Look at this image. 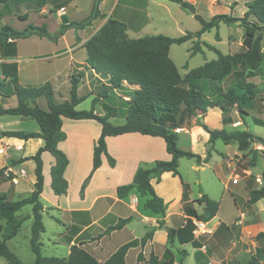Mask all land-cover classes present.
<instances>
[{"label":"crops","instance_id":"0c3cea01","mask_svg":"<svg viewBox=\"0 0 264 264\" xmlns=\"http://www.w3.org/2000/svg\"><path fill=\"white\" fill-rule=\"evenodd\" d=\"M186 1L195 6L199 15H201L202 11L206 10L212 16L217 13L242 18L248 9L247 4L253 0H225L227 3H223V9L218 10V12H215V9L219 4V0ZM93 2L94 0H7L5 3H0V26H10L19 32L24 31L30 25L34 27H46L49 35V38H40L34 35L28 39L16 40L14 47H0V108L10 109L17 106L14 88L9 82L10 78H4L2 64H6L7 67L12 64L16 65L18 84L22 87H38L50 82L57 102L56 94L60 93V90L63 88L66 89L63 102L70 99L71 76L83 73L84 76L78 88V96L84 100L86 97H94L95 106L97 102L103 100L98 98L100 94L99 90L103 86L108 87L109 80L107 77L96 73L88 65L85 49L87 41L95 36L110 19L125 23L127 35L130 39L163 35L161 32L165 31L168 23L166 15H173L174 11L182 9L180 5L168 0H102L100 11L104 16L103 18L95 20L91 26L85 29H63L64 25L72 22H81L87 18L92 11ZM104 5L108 6L107 10H104ZM176 8L179 9L176 10ZM62 9H65V11H62ZM241 15L243 16L241 17ZM52 20H55L53 22L55 32L60 31L62 33L57 39H52L51 36L50 23ZM171 21L175 22L174 17H171ZM14 23H19V26H16ZM151 31H155L154 33L156 34H151ZM70 33L75 34V39H68ZM187 33L189 32H184L182 36ZM242 46L243 41L240 43V48L237 52L242 49ZM202 49L203 53H198L205 57L202 65L217 58H206L208 50L204 46ZM195 56H191L189 53L190 59ZM186 64H188V69L185 68ZM186 64L183 66L185 74L182 75L180 73L182 77L189 70L194 69L189 63ZM5 70L8 73L11 69L5 68ZM258 77L256 70V75L248 79V81L253 82L258 87L259 83L255 81ZM40 79L43 82H39ZM235 81L236 79L233 76L224 79L221 84L223 91H227ZM207 84L204 81L203 87H206ZM132 89V87L125 86V90ZM218 93L219 91L216 94L218 95ZM40 99H38L37 103L43 107ZM10 101H14L15 104H9ZM234 108L236 107L231 108L230 112L223 111L220 107L212 108L206 114L200 113L189 122L180 126L178 129H181V131L177 134V137L183 134L187 136L184 145L189 148H182L179 144L181 143L180 138L177 142L178 147L182 150L184 149V151L199 155L204 159L206 157L204 153L197 154L193 149L200 141L209 143L210 135L199 126L198 121L207 125L212 130L225 129L229 133L235 132L231 130L234 122L232 121V117L229 116ZM95 109L97 115H106L108 112L106 108H104V111V109H97L95 106ZM234 113L238 115V110H235ZM213 115L217 119L216 124H210L209 122ZM4 116L1 115L0 120ZM15 117H19L21 123L24 119L34 120L21 116ZM65 119L68 121H64ZM98 124L95 120L62 119V130L65 131V127L67 126V132L65 131L67 138L59 144V147L62 146L60 147L61 150L69 159V165L64 173L68 189L67 193L61 196H57L53 192L55 198L50 200V209L58 211L61 214L63 220H58V222L64 226L65 232L58 239L51 242V245L48 247L51 251L58 250L63 246L65 251L63 257H67L72 246L81 245L103 264L120 247L139 241L136 246L128 250L126 264H149L151 256H156L160 262H164L168 260L167 255L169 253L173 255V264H245L239 257L244 252L243 242L246 238L251 239L250 247L255 249L251 257L256 254L258 248H264V242L259 244L255 240L259 233H264V228L258 223L261 219L255 214V211L249 210L248 216H244L242 220L235 224H229L226 219L220 217L219 212L216 217L205 223L193 217V211L199 215L203 213L205 204H201L198 201L203 195L207 194L201 191L196 199H192L189 184L181 180L182 178H179L182 185L181 198L175 203H166L168 208L164 216L145 209V203L149 199V196H140L136 191L130 192L124 198L118 196V188L123 186L124 183L125 185L132 183L139 168H151L157 161H170L172 159V156L167 152L166 143L161 137L139 133L107 137V152L115 160V166L112 167L107 158L103 156L102 165L93 172L83 201L79 202L76 200L75 196L71 195V188L73 182L77 181L79 183L80 181L81 183L92 173L94 146L102 132V126ZM6 127L0 122V170H4V180L0 182V193H4L11 201H18L29 196L33 192L36 183V163L31 168V172L33 171L34 173V180L30 184L27 180L29 172L24 168L29 162H25L27 158L21 152L32 144L33 141H36L33 151L38 152L45 145V141L42 138H32L25 141L19 138L1 136V133L6 131L40 133V127L39 131L34 132L26 129L11 130ZM229 144L237 143L232 141ZM235 154L236 152L234 151L233 156ZM90 160H92V166L86 170ZM227 161L229 163L228 168L231 169V174L233 175V171H237V167H232L233 162L231 159L227 158ZM106 162L108 165H106ZM53 164L54 158L52 162H49V171ZM204 164L207 163H199V165ZM201 167L203 168V166ZM45 169V163L42 160L44 186L46 182ZM21 171H24V174H21ZM250 177L255 182L254 177ZM15 178L17 179V183L13 182ZM182 181L188 185L185 197ZM253 181L250 179L246 184L248 193L251 189H257L254 188ZM154 182L159 183L160 181L153 180L152 185ZM239 184L233 185L238 186ZM24 185L30 186V190H27ZM228 188L229 186L226 185V189ZM88 192L89 194H93L91 200L87 199L89 198L87 197ZM23 194L24 196H22ZM139 197L145 200L141 202ZM42 198L43 192L40 196V202ZM254 205H251V207ZM44 211L45 206H43L42 217ZM16 217L18 218L17 213ZM26 218H32V214ZM23 219L21 217L19 220L22 221ZM120 220H126L127 222L121 229L108 232V229L117 225ZM188 221H192L195 226L193 232L195 244L193 242L182 244L177 236L170 241L168 233H162V228L165 227L174 230L183 229ZM160 222H163L165 227H161ZM204 226H206V230L203 231L204 235H201L199 229H202ZM148 234L151 236H149L147 241L141 242ZM246 251L252 252L251 249Z\"/></svg>","mask_w":264,"mask_h":264},{"label":"trees","instance_id":"16d2710c","mask_svg":"<svg viewBox=\"0 0 264 264\" xmlns=\"http://www.w3.org/2000/svg\"><path fill=\"white\" fill-rule=\"evenodd\" d=\"M7 0H0L5 3ZM41 1V0H40ZM180 5V7L193 15L201 28L195 33L171 38L165 35L145 36L139 39H130L127 35L125 23L108 20L99 32L87 41L85 49L87 52V63L96 73L105 76L109 80V86L104 87L99 99L109 98V93L125 90V86L132 87L130 93L123 99L121 111L125 123L120 126L112 125L109 120L117 116L116 109L107 112L106 115H97L94 106L89 111H78L76 109L84 99L78 96V88L83 78V73L72 75L70 79V99L58 103L54 97V90L50 82L38 87H22L18 84L17 67L12 64L7 67L2 64L4 78H10L17 97V106L10 109L0 108L1 115L21 116L34 119L39 127L40 133H25L22 131L2 132L3 137H14L25 141L32 138H42L45 145L32 157L36 163V183L34 190L29 196L18 201H11L4 193H0V258L9 264H24L9 248L8 241L17 236L22 221L18 220L16 213L26 206H32V227L30 248L35 255L32 264H102L81 245H74L67 257H47L42 254L41 236L45 232L42 211L43 206L40 196L43 192L44 177L42 174L43 152H48L54 158L51 167V188L55 195L61 196L67 193L68 183L64 173L69 165L66 154L59 149V144L66 140V134L62 130V119L71 120H95L102 126L100 138L94 146L93 171L102 165V157L105 156L109 164L114 167L115 160L108 154L106 138L120 136L128 133H139L154 137H161L166 143L167 152L172 156L170 161H157L151 168L141 167L137 170L133 182L118 188V196L126 197L130 192L136 191L140 196H149L145 203V209L154 213L165 215L167 204L155 193L152 181L159 182L165 173H171L181 179L179 172V160L182 158L196 159L198 163H208L211 153L208 152L202 159L199 155L184 151L178 147V137L174 132L180 126L189 122L198 114H206L209 109L220 107L223 111H229L236 107L239 113L248 114L245 109L252 108L256 100L264 102V97H259L257 86L248 79L256 75V70L261 66L264 59L262 49L263 37L258 34L264 31V0H253L247 4V11L242 18H236L227 14H218L210 20L204 19L196 11L193 4L186 0H168ZM102 0H94L90 15L81 22H72L64 25L63 29H85L92 23L103 18L100 11ZM241 22L244 27L243 46L239 52L224 54L217 47L208 42L200 41L206 32L215 29L216 41H221L218 29L221 24L232 25ZM49 38L46 27L28 26L19 32L10 26H0V47L15 46V41L28 39L32 36ZM11 40V42H10ZM192 41L193 46L190 55L195 56L203 53L201 45L216 55V59L202 66L191 69L182 77L176 64L170 58V49L173 45H181ZM6 69H11L6 72ZM188 69V64L185 65ZM229 76L235 77V83L223 91L221 84ZM208 84L203 87V82ZM219 91L218 95L216 94ZM46 100L47 108L44 109L37 103L38 99ZM98 99V100H99ZM257 125H263L262 121L255 120ZM209 135V143L214 144L220 140L225 144L235 141L239 150H247L251 143L258 140L264 145V138L256 137L248 131L227 132L225 129H210L207 125L198 121ZM257 163L254 157L251 165ZM4 170H0V182L4 180ZM182 180V179H181ZM184 197L188 185L182 181ZM264 198V181L258 189L249 191L248 204L254 205ZM205 204L202 214L192 212V216L200 222H209L217 216L220 204L203 195L199 201ZM5 220V223L3 222ZM126 220H120L108 232L121 229ZM161 227H165L160 222ZM170 241L176 236L180 243L193 242L195 229L192 221L180 230L165 227ZM188 235V236H187ZM151 236L146 235L141 242H146ZM255 240L261 244L264 242V233H259ZM139 241L131 242L120 247L103 264H126L128 250L136 246ZM184 252V251H183ZM185 253V252H184ZM264 248H259L247 264H262ZM167 261L160 262L158 257L151 256L149 264H173V255H167Z\"/></svg>","mask_w":264,"mask_h":264},{"label":"rangeland","instance_id":"374dc122","mask_svg":"<svg viewBox=\"0 0 264 264\" xmlns=\"http://www.w3.org/2000/svg\"><path fill=\"white\" fill-rule=\"evenodd\" d=\"M165 1V0H164ZM249 1V0H246ZM219 4L215 9V12L223 9V3H227L225 0H219ZM231 2V1H229ZM233 3V2H232ZM179 7V6H177ZM233 7V5H232ZM104 10L108 9V6H103ZM179 8H176V10ZM215 15H218L215 13ZM214 15V16H215ZM201 16L210 20L213 16L210 15L209 11H202ZM243 15H241L242 17ZM167 25L165 31L161 32L163 35L177 38L182 36L184 32H193L200 29V23L195 20V18L185 10L179 9L173 12V15H166ZM171 17H174L175 22L171 21ZM52 20L50 23V32H52V37L56 34L60 33V31H56L54 29V22ZM16 26H19V23H14ZM49 24V23H47ZM244 27L241 22H236L231 26L221 24L218 33L221 39V42L216 41L215 34L216 30L213 29L209 33H205L201 36L200 41H208L212 45H215L220 51L223 53H234L239 50L240 43L243 41L244 35ZM152 32V31H151ZM153 31L151 34H156ZM258 34H261L263 37L262 49L264 52V31H259ZM69 40L75 39V34L70 33L68 36ZM193 46V42H186L181 45H173L171 47L170 58L174 61L176 66L178 67L180 73L182 75L185 74L184 65L189 63V65L193 68L201 66L204 61V55L198 54L192 59L189 57L190 50ZM203 47V45H201ZM206 58H216V55L213 52L207 51ZM258 78L255 80L259 83L257 87V91L259 97H264V59L261 66L257 70ZM254 80V79H253ZM39 82H43L42 79ZM99 90L101 91L104 88ZM66 89L60 90V93L56 94V99L58 102H63V96H65ZM130 93L129 90H121L118 92L109 93V98H103L102 101L97 102L95 105L97 109L106 108L108 111L112 109H116L117 116L110 118L109 122L114 126H120L125 123V119L122 115L124 113L121 111L123 108V99L128 100L125 96ZM99 98V97H98ZM41 103L44 108H47L46 100L41 98ZM94 97H86L84 102L77 107L78 111H89L93 106ZM43 101V102H42ZM9 104H15V102H11ZM42 107V108H43ZM236 108L231 111L229 116L232 117L233 126L231 130L233 131H244L247 130L250 133L254 134L256 137L264 138V102L256 100L254 106L252 108H246L245 111L248 114H242L238 112V115L235 114ZM105 111V109H104ZM230 112V110H229ZM19 117H15L12 115H5L1 118L0 122L7 126L6 128H10L11 130H21L26 129L28 131H39V126L34 120L24 119L22 123L19 120ZM254 120L262 121L263 125H257ZM19 121V122H16ZM68 121V120H64ZM210 124H216L217 119L213 115L210 118ZM99 125V124H98ZM66 132H67V126ZM64 131V132H65ZM65 132V134H66ZM180 138L181 143H179L182 148H189L184 145V141L187 138L184 134L178 136ZM236 143V142H235ZM36 146V141H33L21 154L26 156L25 162H29L28 165L24 166V168L29 172L27 180L31 184L34 180V173L31 172L32 165H35L34 160H32L31 156H35L37 151H33ZM62 147V146H60ZM59 149L61 150V148ZM183 149V150H184ZM190 150V149H186ZM62 151V150H61ZM193 151L197 154H205L208 152L211 153V158L209 162L204 165H199L196 159H188L182 158L179 161V172L182 180L189 184V191L191 192V198L196 199L200 192L203 191L206 193L211 199L220 203V217L226 219L229 224H235L242 220L245 216H248L249 210L255 211V214L261 219L258 223L262 228H264V198L261 199L256 205L250 206L248 204V189L246 184L253 178L245 176L243 171H248L252 169L251 176L254 177H264V145L260 143L258 140L251 143L250 147L247 150L241 151L239 150L238 144H225L224 142L218 140L214 144L205 143L204 141H200L194 147ZM236 154L233 156V152ZM256 158L257 163L253 167L251 165V161L253 158ZM227 158L231 159L233 162V168L237 167L236 173H238L243 179L238 186H234L232 184V174L231 169L228 168ZM42 160L45 163V186L43 191V198L41 199V203L45 206V211L43 212V223L45 227V232L41 236V241L43 243L42 254L44 256H55V257H63L65 255V251L62 248L58 250L51 251L48 247L51 245V242L55 239H58L65 232L64 226L58 222V220L62 221V216L58 211H54L50 209L51 203L50 200L55 198L51 188V177L50 171L48 169L49 162L53 161V157L50 153L45 152L42 155ZM165 161V160H162ZM121 164V162H120ZM106 165L108 163L106 162ZM92 166V160L89 161L88 168ZM203 166V168L201 167ZM93 171V169H92ZM92 173L88 175V177L79 183L77 181L73 182L71 188V195L75 196V199L79 202L83 201V198L86 195V191L88 190V186L92 179ZM131 182V181H130ZM254 183V188H260L261 184ZM127 184V183H126ZM131 184V183H130ZM155 193L161 197L165 203L170 204L171 202L175 203L177 200L181 198L182 194V185L179 177H174L171 174H165L162 176L159 183L154 182ZM226 185L229 186L226 189ZM27 190H30V186L24 185ZM23 186V187H24ZM125 186V183L124 185ZM88 200H91L93 194L87 193ZM24 196V194L22 195ZM140 201L143 202L145 199L139 197ZM32 207L26 206L22 209L18 215V220L24 218L22 220V227L19 229L17 236L12 240L8 241V246L10 250L24 263V264H32L35 260V255L30 248V239H31V227H32V218L27 219V216H31ZM5 223V220H3ZM257 223V224H258ZM206 230V227L199 229L200 234L204 235L203 231ZM165 228H162V233H166ZM163 235V234H162ZM206 235V234H205ZM210 235V234H207ZM253 239V238H252ZM251 240V239H250ZM249 239H245L243 242L244 252L240 255L239 259L245 264H247L251 258V255L255 252L251 246V241ZM251 249L252 252L246 251ZM259 249V248H258ZM257 249V250H258ZM261 259V263L264 264V256ZM0 264H9L5 259L0 258Z\"/></svg>","mask_w":264,"mask_h":264},{"label":"built area","instance_id":"2783aa9c","mask_svg":"<svg viewBox=\"0 0 264 264\" xmlns=\"http://www.w3.org/2000/svg\"><path fill=\"white\" fill-rule=\"evenodd\" d=\"M62 11H65V9H62ZM180 131H181V129H176L175 133L178 134V133H180ZM21 174H24V171H21ZM243 174L245 176L250 177L252 172H251V170H248V171L245 170V171H243ZM242 179L243 178L238 173H236V171H233L232 184L237 185V184H239L242 181ZM263 181H264V178H261V177H256L255 178V182L258 183V184H263ZM13 182L17 183V179L16 178L13 179ZM201 226H203V225H201Z\"/></svg>","mask_w":264,"mask_h":264},{"label":"water","instance_id":"95a60500","mask_svg":"<svg viewBox=\"0 0 264 264\" xmlns=\"http://www.w3.org/2000/svg\"><path fill=\"white\" fill-rule=\"evenodd\" d=\"M60 35H62V33L60 32V33H58V34H56L55 36H53L52 37V39H57L58 38V36H60Z\"/></svg>","mask_w":264,"mask_h":264},{"label":"bare ground","instance_id":"6f19581e","mask_svg":"<svg viewBox=\"0 0 264 264\" xmlns=\"http://www.w3.org/2000/svg\"><path fill=\"white\" fill-rule=\"evenodd\" d=\"M206 226H204V228H205Z\"/></svg>","mask_w":264,"mask_h":264}]
</instances>
